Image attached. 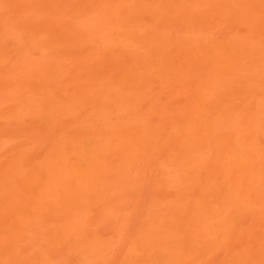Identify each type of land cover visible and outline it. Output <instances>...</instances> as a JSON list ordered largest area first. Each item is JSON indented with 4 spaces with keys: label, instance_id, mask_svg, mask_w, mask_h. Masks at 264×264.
<instances>
[{
    "label": "rangeland",
    "instance_id": "rangeland-1",
    "mask_svg": "<svg viewBox=\"0 0 264 264\" xmlns=\"http://www.w3.org/2000/svg\"><path fill=\"white\" fill-rule=\"evenodd\" d=\"M222 2L0 0V264H264V183L255 203L244 191L257 207L240 216L216 193L200 202L221 182L215 142L181 152V135L164 139L195 101L226 91L235 105L222 124L244 136L221 124L233 140L221 145L251 132L264 152V0ZM231 40L241 59L213 69L210 46ZM201 203L206 224H229L224 240L209 223V239L198 235ZM171 234L175 251L162 247Z\"/></svg>",
    "mask_w": 264,
    "mask_h": 264
},
{
    "label": "bare ground",
    "instance_id": "bare-ground-1",
    "mask_svg": "<svg viewBox=\"0 0 264 264\" xmlns=\"http://www.w3.org/2000/svg\"><path fill=\"white\" fill-rule=\"evenodd\" d=\"M225 0H223V2H224ZM236 1V0H235ZM222 2V3H223ZM242 2H244V1H242ZM248 3V2H247ZM253 2H251V4H252ZM255 3V2H254ZM253 3V4H254ZM217 4V3H216ZM221 4V3H220ZM228 4H229V2H228ZM231 4V3H230ZM259 4H260V2H259ZM221 5H223V4H221ZM234 5V4H233ZM235 5H236V3H235ZM261 5H264V4H261ZM215 6V5H214ZM232 6V5H231ZM240 6V5H239ZM251 6V5H250ZM219 7V6H218ZM221 7V6H220ZM224 7H225V5H224ZM234 7V6H233ZM226 8H227V6H226ZM229 9H231L230 7H229ZM237 9V8H236ZM221 10V9H220ZM227 10V9H226ZM235 10V9H234ZM225 12V11H224ZM238 12V11H237ZM234 13H236V12H234ZM222 14V13H221ZM238 14V13H237ZM223 15V14H222ZM227 41V40H226ZM226 41H225V43H226ZM232 41V40H231ZM229 42V44L227 43V45H224V47H222V48H220V49H214V48H216V45H217V43L215 44V45H212V46H210V48L211 47H213L214 46V48H212L213 50H215L216 51V53H217V51H218V53L220 54H217V56H218V58H220L221 60H219L218 59V61H216V59H215V61H214V58H212L213 57V55L215 56L216 55V53L215 54H213L211 57H209L210 59H208L209 61H211L212 59H213V69H220V68H225V67H228V68H225V70L227 69V70H229V66H230V69H231V66L232 67H234V65H236L237 63V60L238 59H241V58H239V56L238 55H236L237 53L238 54H240L241 52L239 51H237V53H235L234 54V52L233 51H235L236 49H237V47H238V45H237V47L235 48V50H234V48H233V50H232V47H233V45H235L234 43H235V40L234 41H232V42ZM234 42V43H233ZM237 42V41H236ZM224 43V44H225ZM233 44V45H232ZM237 44V43H236ZM220 45H222V44H220ZM219 46V45H218ZM209 48V49H210ZM218 48V47H217ZM212 49L210 50V52H214V51H212ZM239 49H241V47L239 48ZM197 50H199V48H197ZM209 52V51H208ZM210 52L208 53L209 54V56L211 55L210 54ZM221 52V53H220ZM236 52V51H235ZM202 53H204L203 51H202ZM203 57V56H202ZM205 57V56H204ZM241 57V56H240ZM212 58V59H211ZM216 58V57H215ZM155 60H157V59H155ZM205 60H207L206 58H205ZM160 62V61H159ZM165 62V61H164ZM207 62V61H206ZM205 62V63H206ZM239 62H240V60H239ZM239 62H238V64H239ZM163 63V62H162ZM167 63H168V61H167ZM212 63V62H211ZM236 63V64H235ZM157 64V63H156ZM164 65V64H163ZM167 65V64H166ZM227 65V66H226ZM156 66V65H155ZM166 67V66H165ZM159 68V67H158ZM157 68V69H158ZM237 68V67H236ZM239 69V68H238ZM196 86V85H195ZM242 86V85H241ZM240 86V87H241ZM243 87V86H242ZM248 87V86H247ZM196 88H198L197 86H196ZM243 89V88H242ZM242 89H240V90H242ZM246 89V88H245ZM244 89V90H245ZM237 91H239V88L238 89H236ZM230 91V90H229ZM233 91V90H232ZM198 93V92H197ZM203 93H205V91H203ZM220 94H221V92H219ZM225 93V95H223ZM223 94H222V98H220L217 102L215 101V103H214V100H211V102H213V103H211L210 105H208V107H206L207 105L204 103V105H206V106H202L201 104H203V102L201 101V100H198V101H195V103H194V105H193V108H192V110L190 111V116H187V120L185 119V121L183 120H181V122H178V124H176V126L174 125V127L172 126V127H170L166 132H167V135L164 137V139L166 140V142H165V144L167 143V142H169L171 139L173 140H175V138L177 137L178 138V136L179 135H181L177 140H175V142L176 141H178V143H180L181 142V140H182V142L180 143V144H182V149H184V150H182L181 149V152L182 151H186V149H189V147L188 146H194V145H199V147H201L200 146V144H198V143H202V144H205V143H208V144H212V142H215V146L217 147H213L214 149H216V151H217V153H216V151H214V156H216L215 157V159H212L213 161H209V164H213L214 165V168H213V170H215L216 172H212V173H218V174H220V176H221V182H217L216 181V183L217 184H215V185H212V184H214V182H212V184L210 183V184H208L207 185V187H204V189H202V190H204V193H201L202 194V196H200L199 198L201 199H199L200 200V202H204V200H206L207 199V194L208 193H213V197H214V195H218V197L220 198L219 199V202L221 201H223V203H226V204H221V205H227V203H229V201H230V208H231V210L234 212V213H241V210H242V213H244V210H245V206L246 207H248V208H250V210H252L253 209V207H257V205L255 206L254 205V201H253V199L254 198H257V199H259L258 197H260V199H261V197L262 198H264V191H262L261 192V194H262V196L260 195H258V193H259V191H261V189L259 190V188H261V186H262V189H264V185H261V183H264V167H260V165L259 166H257L256 164L254 165V163H252V161L251 160H253V158L255 157V159H258V157L260 158L261 156H264V152H262V154L261 153H259L258 151H259V149H260V147L261 146H257L256 144H254L255 143V141L252 143V141H253V139H255L254 138V134L252 135L253 137H251V135L250 134H252L251 132L250 133H248L247 135H249V137L248 136H246L245 138H244V140L243 139H241V136H244L243 134H241V132L239 131L240 130V128H239V130H238V128H235L234 127V125L235 126H237V124L236 123H238V122H233V124L231 125V127H233V128H228V125H230V124H226V125H224V124H222V122L224 123V121H222L223 120V118H225V117H227V119H225L227 122H229L230 121V117H229V115L232 113V110L233 109H230V108H228L226 105L227 104H230L229 102L230 101H228L229 100V98L231 97V99H232V102H233V99L235 98V97H233L232 98V96L233 95H231V92H230V94H226V91L224 92ZM228 93V92H227ZM233 93V92H232ZM202 94V93H201ZM200 93L198 94V95H195L196 97L198 96V97H200L199 95H201ZM205 94H207V93H205ZM204 94V95H205ZM233 94H235V93H233ZM242 94V93H241ZM203 95V94H202ZM204 95H203V98H204ZM208 95L211 97V94H209L208 93ZM231 95V96H230ZM207 96V95H206ZM208 96V97H209ZM212 96H213V94H212ZM215 96H217V95H215ZM220 96V95H219ZM237 96V95H236ZM238 96H240V94H238ZM242 96V95H241ZM244 96V95H243ZM202 98V97H201ZM201 98H199V99H201ZM218 98V97H217ZM240 98V97H239ZM204 99H207V97H205ZM210 99V98H209ZM216 99V98H215ZM237 100H236V102L238 101V98H236ZM196 100V99H195ZM202 102V103H201ZM235 102V101H234ZM234 102L232 103V104H234ZM232 104H230V106L232 105ZM235 105V104H234ZM233 106V105H232ZM232 106H231V108H232ZM236 106H237V104H236ZM235 108V107H234ZM188 114V115H189ZM221 124L222 125H224V126H226V128L228 129V130H230V132H228V130H227V132L229 133V135H231L230 133H231V129L232 130H234V129H236V130H234V131H236V133L237 132H239V135L241 134V136L239 137L240 139H238L237 137L239 136L238 134H234L233 135V139H234V141H236L237 139V141L236 142H233L234 144H233V148H230L229 150L228 149H226V147L228 148V146L230 147V145H228L227 143L229 142V140L232 138L231 136H228L227 135V137H225V135L223 136V135H219V131H218V128L221 126ZM223 126V127H224ZM245 129V128H244ZM220 130V129H219ZM222 130H224V128H222L221 129V131ZM242 130V129H241ZM218 131V132H217ZM234 131H232V133H234ZM244 131V130H243ZM223 132V131H222ZM226 133V132H225ZM228 133H226V134H228ZM244 133V132H243ZM221 134V133H220ZM245 134V133H244ZM238 135V136H237ZM156 136H157V134H156ZM231 137V138H230ZM236 137V138H235ZM247 137H248V139H247ZM183 138V139H182ZM253 138V139H252ZM262 138H264V137H262ZM179 139H181L180 141H179ZM247 139V140H246ZM252 141H251V140ZM135 140V139H134ZM165 140H163V141H165ZM169 140V141H168ZM240 140V141H239ZM242 140L243 141H245V142H242ZM250 140V141H249ZM257 140V139H256ZM232 141L233 140H231V142H229V143H232ZM240 142V143H239ZM132 143V142H131ZM134 143H135V141H134ZM228 145H226V144ZM162 144V143H161ZM165 144H163V146H166L167 144H169V143H167L166 145ZM170 144H171V141H170ZM208 144H206L207 146H204L205 148L207 147V149H208V147L209 146H211V145H208ZM217 144H219V145H217ZM224 145L225 144V146H224V148H223V146L222 145ZM258 144V143H257ZM221 145V146H220ZM256 145V146H255ZM178 146V148H181V147H179V146H181V145H177ZM184 147V148H183ZM188 147V148H187ZM197 147V146H196ZM198 147V148H199ZM203 147V148H204ZM220 147H222V149L221 150H219L220 149ZM259 147V149H256V148H258ZM203 148H201V150L203 149ZM204 148V149H205ZM219 148V149H218ZM167 149H168V147H167ZM192 148L190 147V150H191ZM193 149H194V147H193ZM197 149V148H196ZM211 149H212V147H211ZM258 150L257 152H255V150ZM190 150H187L188 151V153L187 154H191L190 153ZM213 150V149H212ZM262 150V149H261ZM260 150V151H261ZM194 151V150H193ZM203 151V153L205 152L204 150H202ZM206 152H207V150H206ZM206 152H205V154H206ZM210 152H211V150L210 151H208V156L209 155H211V154H213L212 152H211V154H210ZM257 154V156H255L254 154ZM186 154V153H185ZM192 154H194V153H192ZM182 155H184V154H182ZM182 155H180V156H182ZM184 156H186V155H184ZM188 156V155H187ZM205 156H207V155H205ZM214 156L212 155V157L214 158ZM190 157V159H191V157H192V155H190L189 156ZM196 157V156H195ZM199 157V156H198ZM200 157H202V155H200ZM204 157V156H203ZM209 157H211V156H209ZM209 157L207 158V159H209ZM211 157V158H212ZM181 158V157H180ZM205 158V157H204ZM205 158V159H206ZM261 158H264V157H261ZM261 158L258 160V161H260L261 160ZM186 159V158H185ZM184 158H183V160H185ZM198 159L200 160V159H202V158H197L196 157V159L194 160L195 161V163H196V161H198ZM206 159V160H207ZM183 160H182V162H183ZM189 160V159H188ZM186 161V160H185ZM251 163H250V162ZM211 162V163H210ZM213 162V163H212ZM262 162H264V161H262ZM262 162H260V163H262ZM199 163H201V162H199L198 161V165H199ZM204 163V167H205V165L207 164L206 162H202V164ZM206 163V164H205ZM184 164H185V162H184ZM191 164V163H190ZM202 164H201V166H202ZM251 164H253V166L251 165ZM258 164H259V162H258ZM187 164H185V166H186ZM193 165H196V164H193ZM198 165H196V166H198ZM262 165H264V164H262ZM82 166V165H81ZM189 166V165H188ZM200 166V165H199ZM207 166V165H206ZM257 166V167H256ZM92 167V166H91ZM207 167H210V165L209 166H207ZM211 167H213V166H211ZM210 167V168H211ZM90 168V167H89ZM94 168V167H93ZM187 168V167H186ZM189 168V167H188ZM201 168V167H200ZM203 168V167H202ZM208 169V168H207ZM74 170V169H73ZM77 171V170H76ZM92 171V170H91ZM206 171H208V170H206ZM186 175V174H185ZM219 176V175H218ZM219 176V177H220ZM216 177V176H215ZM198 178V177H197ZM211 179V178H210ZM215 179V178H214ZM187 181H189V180H187ZM210 181V180H209ZM208 181V182H209ZM213 181V180H212ZM197 182H198V180H197ZM177 183V182H176ZM192 183V182H191ZM193 184V183H192ZM196 184H198V183H196ZM177 185V184H176ZM187 185V184H186ZM204 185V184H203ZM202 185V186H203ZM259 185H261V186H259ZM198 186V185H197ZM258 186H259V188H258ZM181 187V186H180ZM195 187V186H194ZM255 187H256V189L258 190V192L255 190ZM192 188V187H191ZM252 188H254L253 189V193L251 194V192H249L250 194H249V197L252 199L251 201H253L254 203H253V205H251V201H250V204H248V205H246V203H249V202H247L248 201V199L250 200V198L248 197L247 198V195H248V193L247 194H245V192L246 191H251L252 190ZM196 189V188H195ZM183 190V189H182ZM197 190V189H196ZM245 191V192H244ZM199 191H197L195 194H197ZM202 192V191H201ZM256 192V193H255ZM184 193V192H183ZM207 193V194H206ZM216 193V194H215ZM246 195V196H244V194ZM206 194V195H205ZM243 194V195H242ZM254 194V195H253ZM198 195V194H197ZM209 195V194H208ZM256 195H258V197H256ZM212 196V195H211ZM211 196H209L208 198L210 199V198H212ZM244 197L243 199H245V197L247 198V199H245L244 201L246 202H244L243 201V199L241 198V197ZM251 196H253V197H251ZM255 196V197H254ZM196 197V196H195ZM202 197V198H201ZM206 197V198H205ZM217 197V196H216ZM217 197V198H218ZM215 198V197H214ZM209 199H207L208 201H209ZM222 199V200H221ZM207 200H206V202H207ZM218 201V200H217ZM225 201V202H224ZM228 201V202H227ZM210 202V201H209ZM218 202V203H219ZM220 202V203H221ZM241 202H243V203H245V205H243L242 203L240 204ZM258 202L260 203V205L258 204V203H256V204H258V207H260V208H257V209H259L260 211H258L256 208V210L255 211H257V212H259V213H261L260 215H261V219H264V202H260L259 200H258ZM199 203V202H198ZM211 203V202H210ZM212 203H213V200H212ZM217 203V205H219ZM232 203V204H231ZM204 205L206 204V203H203ZM202 203L195 209L196 210V212H195V210H194V212H193V217H194V220H193V222H196L197 224H198V226L197 227H199V229H200V232H201V234L199 233H197L199 236L200 235H203V237L202 236H200V238L202 237L203 239H205L204 237H206L207 235L205 234V233H203V232H205V230H206V228L208 227H206V225H209L210 224V227L209 228H211L212 227V223H209V219L207 220L208 222H207V224H206V216H208V215H206V213H208V212H206V210L204 209L205 208V206H207V204L204 206ZM240 206H239V205ZM196 205V204H195ZM234 205H236L235 206V208H236V210H235V208H233V206ZM220 206V205H219ZM241 206H242V208H241ZM243 206H244V210H243ZM227 207H228V205H227ZM233 208V209H232ZM239 208L241 209V210H239ZM192 209H194V208H192ZM247 209V208H246ZM210 210V209H209ZM208 210V211H209ZM250 210H248V211H250ZM254 210H252V211H254ZM177 211V210H176ZM193 211V210H192ZM191 211V212H192ZM231 211V212H232ZM236 211V212H235ZM245 211H247V210H245ZM179 213V212H178ZM239 216H240V214H238ZM173 216V215H172ZM191 216V215H190ZM191 216V217H192ZM190 217V218H191ZM183 218V217H182ZM187 218V217H186ZM231 218V216L228 218V220ZM184 219V218H183ZM231 220V222L233 221H235V220H232V219H230ZM192 221V220H191ZM224 221H226V220H224ZM262 221V220H261ZM182 222H183V220H182ZM163 223V222H162ZM189 223V222H188ZM195 223V224H196ZM209 223V224H208ZM214 223H216V222H214ZM218 224H219V222H217ZM221 223H223V221H221ZM230 223V222H229ZM174 224H176V222L174 223ZM179 223H177V225H178ZM227 224V223H226ZM215 225V224H214ZM213 225V226H214ZM224 226H223V228L224 229H222V227H221V225H215V226H217V227H213V229H212V231L214 232V230L216 229V228H219V227H221L220 228V230H221V232H220V230H219V233L220 234H222V235H220V234H218V232H216L217 233V236L218 237H222V239L224 240L225 238H223L224 236H226L227 235V232H225V231H227L228 230V226L227 225H229V224H227V225H225V224H223ZM219 226V227H218ZM225 226H227V228L225 227ZM176 227V226H175ZM177 227H180L179 225L177 226ZM215 228V229H214ZM166 229H168V228H166ZM192 229V228H191ZM226 229V230H225ZM194 229H192V231H193ZM209 230H211V229H209ZM217 230V229H216ZM222 230H225L224 232L222 231ZM191 231V232H192ZM218 231V230H217ZM229 231V230H228ZM164 232H165V230H164ZM164 232H163V234H164ZM194 232V231H193ZM196 230H195V234H196ZM208 232V231H207ZM211 231H209L208 233H210ZM178 233V232H177ZM177 233H176V235H177ZM183 233V232H182ZM224 233H226V235L224 234ZM180 234V233H179ZM185 234V233H184ZM194 234V233H193ZM189 235V234H188ZM191 235V234H190ZM210 235H212V234H210ZM210 235H209V237H210ZM220 235V236H219ZM224 235V236H223ZM262 235V234H261ZM165 236V235H164ZM178 236V235H177ZM177 236H175V234H171V235H167V236H165V237H162V239H163V241H164V243H163V245L164 246H162V247H168L169 249H170V251H171V248L173 249V251H175V245H173V247H172V244L174 243V241L176 240L174 237H177ZM213 236V235H212ZM180 237V236H179ZM165 238V239H164ZM206 238H208V237H206ZM188 239V238H187ZM209 239V238H208ZM207 239V240H208ZM185 240V239H184ZM183 240V241H184ZM206 239H205V241H207ZM182 241V242H183ZM189 240H187V242H188ZM190 241H192V240H190ZM198 241H199V238H198ZM210 241V240H209ZM212 241V240H211ZM218 241V240H217ZM216 241V242H217ZM262 241V240H261ZM184 242H186V241H184ZM194 242H195V240H194ZM176 243V242H175ZM190 243V242H189ZM198 243V242H197ZM215 243V242H214ZM194 244V243H193ZM192 244V245H193ZM201 244V243H200ZM206 244V243H205ZM204 244V245H205ZM216 244V243H215ZM177 245V244H176ZM196 245V244H195ZM181 246V245H180ZM198 246V245H197ZM171 247V248H170ZM190 247V246H189ZM188 247V248H189ZM196 247V246H195ZM179 248V247H178ZM195 249V248H194ZM194 249H191V250H194ZM180 251V250H179ZM185 251V250H184ZM198 251V250H197ZM176 252H177V250H176ZM189 252V251H188ZM165 253H168V252H165ZM173 253H175V252H173ZM184 253V252H183ZM207 253V252H206ZM170 254H172V252H170L169 254H167V255H169V257L170 256H175L174 254H172V255H170ZM176 254H179V253H176ZM182 254V253H181ZM186 253H184V254H182V256L183 255H185ZM144 255V254H143ZM142 255V256H143ZM200 255V254H199ZM203 255V254H202ZM178 256V258H179V255H177ZM186 256V255H185ZM188 256V255H187ZM144 257V256H143ZM176 257V256H175ZM189 257V256H188ZM188 257H187V259H188ZM194 257V256H193ZM174 259V257H171L170 259ZM182 258V257H181ZM241 258V257H240ZM185 259V258H184ZM187 259H185V261L187 260ZM242 259V258H241ZM165 260H167V258L165 259ZM169 260V259H168ZM174 260H176V259H174ZM172 261V260H171ZM191 261H193L192 259H191ZM190 261V262H191ZM187 262H189V261H187ZM165 263V262H164ZM178 263V262H177ZM233 263H236V262H233ZM174 264V263H173ZM179 264V263H178ZM181 264V263H180Z\"/></svg>",
    "mask_w": 264,
    "mask_h": 264
}]
</instances>
